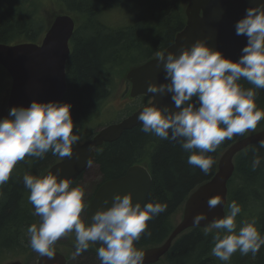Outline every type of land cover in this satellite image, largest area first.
Masks as SVG:
<instances>
[{
  "label": "clouds",
  "instance_id": "obj_1",
  "mask_svg": "<svg viewBox=\"0 0 264 264\" xmlns=\"http://www.w3.org/2000/svg\"><path fill=\"white\" fill-rule=\"evenodd\" d=\"M236 35L247 37V44L237 61L197 40L179 53L158 54L163 62L168 83L148 85V93H171L176 111L157 105L143 107L137 119L142 131L162 140L178 142L190 153L187 163L209 174L215 163L208 153L215 152L225 141L236 135L255 131L264 120V111L256 103L255 89H264V2L246 9V15L235 25ZM246 80L254 88L238 83ZM195 98V99H194ZM72 105L61 102L33 101L29 107H12L6 118L0 119V187L8 182L16 164L26 157L43 159L51 151L63 159L73 155V145L80 137L73 134ZM264 148V138L259 141ZM256 150H254V153ZM262 158L254 154L252 170L261 166ZM90 163V162H89ZM24 186L33 215L40 217L37 226L27 228L29 245L41 256L53 258L54 245L69 233H75L74 257L96 248L100 264H144L145 253L136 247L142 236L150 237L148 221L167 210V203H133L132 193H115L110 207H100L91 223L81 219L86 208L85 191L73 187L71 178L58 173L34 176L25 173ZM108 200L104 205H108ZM222 203L219 195L208 200L209 209ZM223 218L213 219L207 231L215 230L213 256L228 262L237 251L255 257L264 246V235L258 231L256 219L245 220L239 227L237 216L242 207L232 201ZM199 226L206 215L197 214ZM207 234V233H206Z\"/></svg>",
  "mask_w": 264,
  "mask_h": 264
},
{
  "label": "trees",
  "instance_id": "obj_2",
  "mask_svg": "<svg viewBox=\"0 0 264 264\" xmlns=\"http://www.w3.org/2000/svg\"><path fill=\"white\" fill-rule=\"evenodd\" d=\"M63 2L65 9L83 21L70 40L72 47L66 61V91L60 100L61 103L72 105L73 134L80 135L85 116L93 113L108 94L106 86L109 83L105 78V71L107 70L108 75L111 67L123 66V63L131 60V56L136 52H142V55L132 65L150 59L154 51L156 55L161 53L184 25L185 0H63ZM133 5L137 11L134 12L132 23L128 25L102 27L95 21L96 16L110 8L130 9ZM42 30L41 20L35 18L32 11L9 6L5 0H0V43L16 40L36 41ZM129 67L131 64L121 69L125 72ZM0 72L1 88L2 85L6 86L4 81L9 79L5 77L1 67ZM238 83L244 88H254L243 79ZM255 90L258 93L255 103L264 111V89ZM139 98V105L148 100L147 96ZM137 107H133L132 111ZM262 126L264 120L258 123L256 129ZM141 129L142 124L123 131L117 140L98 147L93 158V163L97 165L101 176L100 183L119 178L132 165H145L150 173L151 183L144 204L167 203L165 212L147 222V230L151 232V236H142L136 242V247L140 250L158 245L168 237L174 226L172 216L181 210L188 194L214 175L219 153L242 137L236 135L231 140H225L215 152L207 154L215 163L210 173L205 175L199 168L187 163L190 153L185 152L178 142L162 140L153 134L144 133ZM254 154L262 158L261 166L255 171L251 167ZM58 159L59 157L53 156L51 151L43 159L26 157L16 164L8 182L0 187V249L5 248L4 246H16L15 249L21 248L25 251L23 241L20 242L23 234L32 224L37 226L39 224L29 201L27 203L28 197H25V193L28 190L24 186L23 176L25 173L40 176ZM234 167L233 175L227 183L226 213L229 212L228 205L236 201L243 206L240 215L250 216L244 205L251 202L250 189L253 188V184L261 181L264 188V148L257 144L249 145L236 154ZM82 174L73 181V187L78 186ZM90 199L91 197L85 201L84 197L85 209ZM254 216L257 220L261 217L258 212H255ZM256 227L261 235H264V215ZM214 235L215 233L198 227L182 232L164 255L165 263L215 264V258L211 253L215 243ZM68 239L75 251V233L69 234ZM82 254L95 257L97 252L90 246ZM249 255L253 257L249 253L246 256L242 255V259L248 258ZM249 262L264 264V246Z\"/></svg>",
  "mask_w": 264,
  "mask_h": 264
},
{
  "label": "water",
  "instance_id": "obj_3",
  "mask_svg": "<svg viewBox=\"0 0 264 264\" xmlns=\"http://www.w3.org/2000/svg\"><path fill=\"white\" fill-rule=\"evenodd\" d=\"M264 0H186L184 8L186 22L175 35L173 42L163 53H179L182 46L190 48L197 40H204L207 45L220 51L225 58L239 60L243 47L247 44V37L236 35L235 25L246 15V9L254 7ZM48 14L47 30L39 43L15 42L0 43V66L11 78L6 98L7 109L12 107H29L33 101L59 102L66 91L65 66L69 56L68 40L76 26V18L70 12ZM125 77L130 79L129 96L139 94L153 96V100L138 108L135 112L122 120L101 128L94 136L82 144L73 146V155L65 157L53 164L43 175L49 172L58 173L60 178H71L74 181L92 162L94 151L103 143L113 142L123 131L140 125L137 119L143 107L157 105L161 108L169 107L176 111L171 93H148L150 83H168L165 79L163 62L153 58L145 63L129 69ZM264 138V130H260L243 137L225 149L217 164V171L204 184L198 186L187 198L183 207L181 221L175 226L167 240L156 247L143 250L144 264L155 263L170 247L172 240L181 231L194 225L197 214H205L206 219L199 226H207L213 219L224 216L226 202V184L232 176L233 157L236 153L251 144H259ZM151 183V176L144 166H130L119 178L102 183L95 191L86 215V222L91 223V216L102 206L110 207L115 193H132L133 203L144 204ZM219 195L222 203L214 209H209L208 200ZM108 200V205L104 201ZM34 210V207L32 205ZM39 221L40 217L37 216ZM95 248L100 246L94 245ZM8 264H22L13 261ZM37 264H66L65 257L55 251L53 258L39 256Z\"/></svg>",
  "mask_w": 264,
  "mask_h": 264
},
{
  "label": "rangeland",
  "instance_id": "obj_4",
  "mask_svg": "<svg viewBox=\"0 0 264 264\" xmlns=\"http://www.w3.org/2000/svg\"><path fill=\"white\" fill-rule=\"evenodd\" d=\"M6 3L9 6L15 7V6H23L26 1L28 2H34V5L32 7L36 8L38 7L37 14L42 19V11L44 9H57L60 7L61 3L64 4L63 0H5ZM36 1V2H35ZM134 7V8H133ZM137 11L135 5H133L130 9H123L120 7H113L106 11H104L102 14L98 15V17H95V21H97V24H99L102 27H120L124 25H128L132 23L134 12ZM43 20V19H42ZM82 24L83 21L80 20ZM42 27H44V23H42ZM80 27V26H79ZM156 51L152 52L151 54H155ZM144 53V52H143ZM142 52H136L131 56V60H127L123 63V66L119 67H111L108 71H105V78L107 79L109 85L106 86V89L110 93L106 98L102 99L99 106L91 113L90 115H86L82 124L84 125L83 128L80 130V139L79 141L84 140L89 135L93 134L95 131L100 129L101 127L117 122L124 115L129 112L128 109H130L133 106H137L139 104L138 99H129L127 92L129 90V84L122 82L123 78L121 79L120 84V76L118 75L119 72H121V67H125L127 65H132L133 62L138 60V57H141ZM108 68V67H107ZM122 74V73H121ZM2 73L0 72V76ZM6 77V76H5ZM7 78V77H6ZM5 79V78H3ZM5 85H2L0 88V118H6L7 111L5 110V105L3 100V96L5 97L4 91L6 92L9 86H7V81H4ZM9 82V81H8ZM107 83V82H106ZM123 89V92L118 94L119 88ZM1 95H3L1 97ZM250 132V131H249ZM248 133V132H247ZM246 133V134H247ZM101 182V176L99 174L98 167L95 163H91L87 169L82 174L81 178L78 181V186L82 187L85 191V201H87L92 194L94 193L95 189L99 186ZM239 182V181H238ZM241 183H243L241 181ZM241 183L239 185H241ZM238 185V186H239ZM236 186V185H235ZM253 188L250 189V200L251 202L249 205H244V209L250 213V216H240L238 215L236 218L237 223V230L240 226H242V222L245 220H251L252 218H255L254 214L255 212H258L260 216L262 217L264 215V188L261 186V181H257L255 184L252 185ZM196 188H194L188 195H190ZM28 190V189H27ZM29 196V190L26 191L25 197ZM28 203V200H27ZM243 208V206H241ZM243 211V209H242ZM251 212L253 214H251ZM241 214V213H240ZM181 212H176L172 216V221L178 222L180 219ZM261 217L257 220L256 218V224H258ZM84 213L81 215V219L83 220ZM256 226V225H255ZM207 229V228H206ZM215 231V230H213ZM73 233V232H72ZM71 234V233H69ZM68 234V235H69ZM68 235L62 237L59 239L56 244L54 245V248H57L60 251H64L69 258H71V261L68 262V264H100V260L98 257L94 258V256L86 255L89 257H86L84 254L75 256L74 257V248L72 245L69 244L70 240L68 239ZM23 241V242H22ZM20 242L24 245L25 251H23L21 248L15 249L16 246H4L5 248L0 249V264H7L8 262L12 260H21L25 264H35L37 261V255L35 251H33L29 245V236L26 233L23 234V237L21 238ZM19 242V243H20ZM211 256V253L209 254ZM239 251L233 254L230 261L224 262L219 260L218 258H215V264H250V260H253V257L250 255L248 258H243ZM160 264H166L164 258H162L159 261Z\"/></svg>",
  "mask_w": 264,
  "mask_h": 264
},
{
  "label": "bare ground",
  "instance_id": "obj_5",
  "mask_svg": "<svg viewBox=\"0 0 264 264\" xmlns=\"http://www.w3.org/2000/svg\"><path fill=\"white\" fill-rule=\"evenodd\" d=\"M166 240V239H165Z\"/></svg>",
  "mask_w": 264,
  "mask_h": 264
}]
</instances>
